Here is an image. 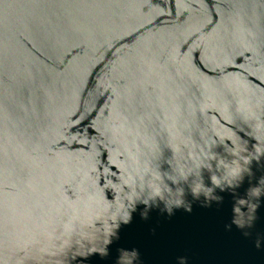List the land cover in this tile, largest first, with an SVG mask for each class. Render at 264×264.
Returning <instances> with one entry per match:
<instances>
[{"label": "water", "instance_id": "obj_1", "mask_svg": "<svg viewBox=\"0 0 264 264\" xmlns=\"http://www.w3.org/2000/svg\"><path fill=\"white\" fill-rule=\"evenodd\" d=\"M206 157L264 189V0H0V264H264Z\"/></svg>", "mask_w": 264, "mask_h": 264}, {"label": "clouds", "instance_id": "obj_2", "mask_svg": "<svg viewBox=\"0 0 264 264\" xmlns=\"http://www.w3.org/2000/svg\"><path fill=\"white\" fill-rule=\"evenodd\" d=\"M207 163L200 164L197 168V171L199 173L198 180L194 179V174L189 173L187 176L182 175L183 182L187 183L190 178L191 183L189 184V187L191 189L192 195L194 198H199L201 195L204 196L205 198V204L203 206H210L211 201H215L217 203H220L223 201L222 196H217L215 195V189L219 188L221 191L225 190H233V195H234V205H233V221L232 223L235 224L238 228H245V227H250L252 225V222L256 219L255 213L257 209L259 208V197L261 196L262 193H264V189L260 187H250L247 192V196L249 197L250 193H253V197L257 202H253L252 198H243V197H238L235 196L234 190L239 188L240 185L243 182L244 179V173L247 172L249 175H251V170L250 168H247L245 171L244 169H241L240 171H236L235 168L233 167L232 164H225L223 165L225 174H228L229 170L231 169V176H232V181H224L223 186H222V177L216 175L213 172V168H216V171H219L220 168V162H215L214 157H206ZM251 161H248V165L250 164ZM235 163V162H234ZM206 169L209 173H211V182H212V187H207L204 184L203 180V175H202V170ZM161 177H157V179H160ZM264 181V178H261L260 180V185L261 182ZM172 183L174 185H179L180 182L173 180ZM150 190L154 193L152 197L149 199H141L140 201L145 204L146 207L150 208L152 204L150 202H153L156 200V198H159L161 201L164 202L165 204V210L168 212L169 215L172 214L173 208H179V207H185L186 211H191V205L187 204L185 205V201L183 199L184 197V189L179 187L180 191V200H178L175 204H173L171 207L168 205V203L164 200L163 195H162V190L157 186L156 188H151L149 185ZM259 191H256L258 190ZM168 190L171 191L173 190L170 186H168ZM142 216L144 218H147V213H142ZM130 221V214L128 213V217L126 220H124L125 223ZM110 241L108 240V243ZM257 247H259V241H257ZM102 256L107 255L106 248L102 252H100ZM139 253L137 250L133 249L131 251L129 250H121V255L119 258L118 264H122V261L127 258L128 264H134V261L138 259ZM180 264H186L184 258H181Z\"/></svg>", "mask_w": 264, "mask_h": 264}]
</instances>
